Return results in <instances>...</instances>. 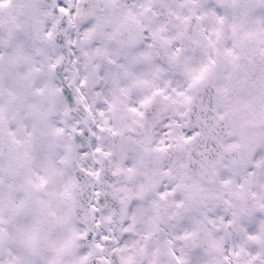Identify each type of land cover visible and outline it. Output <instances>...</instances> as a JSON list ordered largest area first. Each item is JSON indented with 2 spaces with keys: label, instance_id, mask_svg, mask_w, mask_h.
Returning a JSON list of instances; mask_svg holds the SVG:
<instances>
[{
  "label": "snow or ice",
  "instance_id": "snow-or-ice-1",
  "mask_svg": "<svg viewBox=\"0 0 264 264\" xmlns=\"http://www.w3.org/2000/svg\"><path fill=\"white\" fill-rule=\"evenodd\" d=\"M0 264H264V0H0Z\"/></svg>",
  "mask_w": 264,
  "mask_h": 264
}]
</instances>
